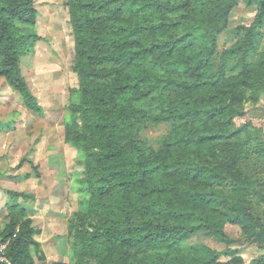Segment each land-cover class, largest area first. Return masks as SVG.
<instances>
[{
  "label": "trees",
  "instance_id": "16d2710c",
  "mask_svg": "<svg viewBox=\"0 0 264 264\" xmlns=\"http://www.w3.org/2000/svg\"><path fill=\"white\" fill-rule=\"evenodd\" d=\"M239 3L255 9L254 19L218 53ZM65 4L78 86L64 137L83 166L80 189L88 195L67 225L71 264H264V254L248 262L231 247L236 239L223 225L264 244V137L252 122H238L249 91L264 88V0ZM38 14L34 0H0V76L43 114L21 65L43 38ZM160 123L169 131L152 141L146 130ZM25 162L41 174L26 157L17 167ZM8 194L9 221L0 226L7 260L0 264H37L32 247L46 259L43 231L25 203L35 194ZM200 232L228 247L190 240Z\"/></svg>",
  "mask_w": 264,
  "mask_h": 264
},
{
  "label": "rangeland",
  "instance_id": "374dc122",
  "mask_svg": "<svg viewBox=\"0 0 264 264\" xmlns=\"http://www.w3.org/2000/svg\"><path fill=\"white\" fill-rule=\"evenodd\" d=\"M34 1L39 12L37 28L43 38L33 51L22 56L21 65L44 112L38 114L27 108L20 93L0 76V226L4 227L9 221L7 205L13 201L9 189L34 193L36 198L26 199L25 203L34 224L43 231L38 239L46 259L39 260L32 247L37 264H71L66 238L68 221L74 212L85 210L88 198L80 189L83 166L76 150L64 137L65 116L77 96L78 77L73 68L75 40L65 0ZM255 14V9L245 3L233 9L227 28L219 35L218 53L238 40L242 34L238 33L241 25L251 23ZM235 62L236 59L230 60L231 64ZM245 110V116L238 122H252L264 137V88L249 91ZM168 131L169 124L160 123L149 126L146 133L156 141ZM24 157L38 165L39 176L30 162L17 167ZM26 172L31 173L29 178H16ZM18 201L24 199L18 198ZM215 220L222 221L221 218ZM223 225L236 239L231 247L238 248L246 261L264 254V244L244 241L238 225L227 221ZM190 240L205 242L217 250L228 247L203 232Z\"/></svg>",
  "mask_w": 264,
  "mask_h": 264
},
{
  "label": "built area",
  "instance_id": "2783aa9c",
  "mask_svg": "<svg viewBox=\"0 0 264 264\" xmlns=\"http://www.w3.org/2000/svg\"><path fill=\"white\" fill-rule=\"evenodd\" d=\"M7 243L8 242H0V261H6L7 260V257L4 253V250L7 246Z\"/></svg>",
  "mask_w": 264,
  "mask_h": 264
}]
</instances>
